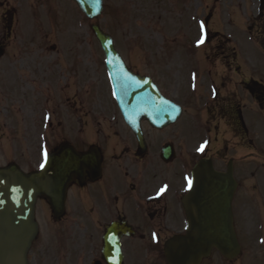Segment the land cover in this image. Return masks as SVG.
Returning <instances> with one entry per match:
<instances>
[{
	"label": "flooded vegetation",
	"instance_id": "1",
	"mask_svg": "<svg viewBox=\"0 0 264 264\" xmlns=\"http://www.w3.org/2000/svg\"><path fill=\"white\" fill-rule=\"evenodd\" d=\"M53 6L54 0H0V138L18 144L21 135L8 123L26 122L41 127L30 136L43 158L62 144L78 153L92 148L99 168L74 176L60 217L38 199L41 225L29 264H169L164 244L186 232L181 200L191 167L205 157L218 171L231 160L239 252L225 259L211 249L198 264H264V64L261 73L253 63L240 73L238 51L228 43L208 48L218 51L204 55L202 69L216 73L205 79L184 77L181 64L141 58L154 64L153 83L181 115L159 128L142 120L140 139L108 96L106 105H95L98 59L77 50L62 62L58 54L50 63L31 58L27 34L51 20ZM186 113L203 118L180 121Z\"/></svg>",
	"mask_w": 264,
	"mask_h": 264
},
{
	"label": "water",
	"instance_id": "2",
	"mask_svg": "<svg viewBox=\"0 0 264 264\" xmlns=\"http://www.w3.org/2000/svg\"><path fill=\"white\" fill-rule=\"evenodd\" d=\"M73 1L88 18L97 16L102 8V0ZM92 30L105 53L118 104L122 108L140 109V114L150 119L161 113L157 109L168 104L146 79L125 71L108 36L95 26ZM125 115L131 123L132 114ZM175 116L173 112L166 113L167 120ZM84 168H88L87 157L65 148L51 154L43 168L34 173L24 174L15 165L0 167V264H27L26 253L36 234L33 217L36 197H47L54 214H59L72 172ZM194 172L193 187L187 198L190 226L187 238L170 242L165 249L175 247L182 251L181 264H195L212 247L230 258L238 249L231 227L230 202L234 189L231 173H213L205 161Z\"/></svg>",
	"mask_w": 264,
	"mask_h": 264
},
{
	"label": "rangeland",
	"instance_id": "3",
	"mask_svg": "<svg viewBox=\"0 0 264 264\" xmlns=\"http://www.w3.org/2000/svg\"><path fill=\"white\" fill-rule=\"evenodd\" d=\"M257 3L258 0H103L102 15L89 21L68 0H60L55 3L57 18L53 31L50 32L43 24L39 29L31 30L27 34V41L31 58L50 63V60L58 54L63 60L70 56L69 42H97L89 28L90 24L96 23L112 36L116 49L132 66H140V69L146 70L149 66L138 57H145L148 54L143 53L141 48L151 49L150 57L158 58L156 52L165 54L178 50L181 45L177 43L198 42L202 35L204 42L216 43L220 41V36L225 35L229 42L236 43L238 60L254 58V70L257 71L258 63L262 58L260 51L258 50L257 53V50L252 48L254 46L252 39L245 35L253 22L252 11L255 12ZM71 11L76 12V16L73 17ZM204 17H208L205 34L201 32ZM39 30L40 34H37ZM251 30L254 31L255 28ZM49 46H54L55 51H50ZM82 47L84 49L85 46ZM178 54L186 57L188 66L185 74L191 78L205 79L215 75L213 71L203 70L202 66L197 69L199 64L196 53L195 57L192 56L194 52L183 54L180 51ZM163 59L165 61L162 64L171 62L175 65L179 63L183 65L182 59L176 58L175 55L170 57L166 55ZM241 70L243 71L242 68ZM101 86V82L95 83V105L103 104ZM13 126L18 129L17 136L21 135L19 144L14 146L15 157L19 160L17 162L23 168L33 164L36 166L37 163L39 164L40 152L35 145L36 141H31L30 134L39 135V127L33 130L26 122L18 125L12 121L11 125L8 123L9 128ZM23 126L29 127V132L25 131L26 127L24 129ZM4 147L0 145V164L9 162L12 157L9 152H3ZM27 155L30 158L35 156L34 162L28 161Z\"/></svg>",
	"mask_w": 264,
	"mask_h": 264
},
{
	"label": "snow or ice",
	"instance_id": "4",
	"mask_svg": "<svg viewBox=\"0 0 264 264\" xmlns=\"http://www.w3.org/2000/svg\"><path fill=\"white\" fill-rule=\"evenodd\" d=\"M201 32H203V25H201ZM203 42H204V38H203V36H201L200 40L197 43L199 45L200 43H203ZM189 183H191V182L189 181ZM161 191H163V189H161Z\"/></svg>",
	"mask_w": 264,
	"mask_h": 264
}]
</instances>
